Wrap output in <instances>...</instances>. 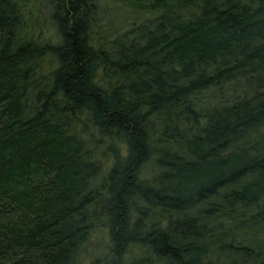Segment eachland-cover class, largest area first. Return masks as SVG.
Returning a JSON list of instances; mask_svg holds the SVG:
<instances>
[{"label": "trees", "instance_id": "1", "mask_svg": "<svg viewBox=\"0 0 264 264\" xmlns=\"http://www.w3.org/2000/svg\"><path fill=\"white\" fill-rule=\"evenodd\" d=\"M101 1L0 0V264H264V0Z\"/></svg>", "mask_w": 264, "mask_h": 264}, {"label": "rangeland", "instance_id": "2", "mask_svg": "<svg viewBox=\"0 0 264 264\" xmlns=\"http://www.w3.org/2000/svg\"><path fill=\"white\" fill-rule=\"evenodd\" d=\"M100 5H101V11H100V24L99 25L102 26V28L100 27L101 31L103 29V30H106L107 33H109L108 31H111L110 32L111 34H116V33L122 32L125 29H127L129 27V24L133 22L134 20L140 19L138 15H134L133 13L131 14L130 10L121 8V6L118 4H112L110 3L109 0H102L100 2ZM101 231L102 230L96 232L92 236L91 244H94L96 240L100 239V236H103V232ZM134 255L139 256V252L136 249L131 251V253H129V256L125 257L124 261L126 263L129 262L130 257Z\"/></svg>", "mask_w": 264, "mask_h": 264}]
</instances>
